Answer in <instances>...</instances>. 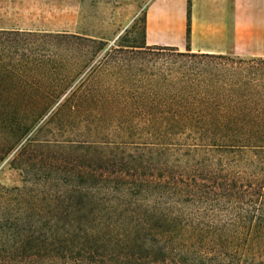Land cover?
<instances>
[{"label":"trees","instance_id":"1","mask_svg":"<svg viewBox=\"0 0 264 264\" xmlns=\"http://www.w3.org/2000/svg\"><path fill=\"white\" fill-rule=\"evenodd\" d=\"M190 17L185 51L0 30V264H264V58Z\"/></svg>","mask_w":264,"mask_h":264},{"label":"rangeland","instance_id":"2","mask_svg":"<svg viewBox=\"0 0 264 264\" xmlns=\"http://www.w3.org/2000/svg\"><path fill=\"white\" fill-rule=\"evenodd\" d=\"M157 0H0V30L22 32L73 33L100 38L112 45L119 37L121 44L142 43V28L147 13ZM159 1V0H158ZM186 9V3H185ZM229 48L231 39V9L229 3ZM146 28V24H145ZM146 31V30H145ZM146 36V32H145ZM172 38V39H171ZM30 37L22 36L20 40ZM165 42L174 43L175 37H164ZM161 42V43H165ZM250 45L241 43L244 51ZM181 51L183 47L179 48ZM2 63L12 58L6 52L0 53ZM20 58V57H18ZM8 160V159H7ZM0 165V185L6 188L20 186L18 171L7 165Z\"/></svg>","mask_w":264,"mask_h":264},{"label":"crops","instance_id":"3","mask_svg":"<svg viewBox=\"0 0 264 264\" xmlns=\"http://www.w3.org/2000/svg\"><path fill=\"white\" fill-rule=\"evenodd\" d=\"M185 3L186 0H157L153 4L146 18L147 46L183 47L185 51ZM229 3L232 49L228 46ZM164 37L176 40L168 43ZM241 43L251 47L242 51ZM188 48L193 53L264 58V0H191Z\"/></svg>","mask_w":264,"mask_h":264}]
</instances>
